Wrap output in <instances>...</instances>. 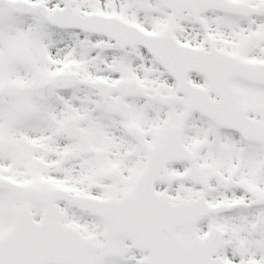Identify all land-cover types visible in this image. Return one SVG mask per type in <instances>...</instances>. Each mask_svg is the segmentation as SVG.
Returning <instances> with one entry per match:
<instances>
[{
	"label": "snow or ice",
	"instance_id": "6c2138e0",
	"mask_svg": "<svg viewBox=\"0 0 264 264\" xmlns=\"http://www.w3.org/2000/svg\"><path fill=\"white\" fill-rule=\"evenodd\" d=\"M0 264H264V0H0Z\"/></svg>",
	"mask_w": 264,
	"mask_h": 264
}]
</instances>
